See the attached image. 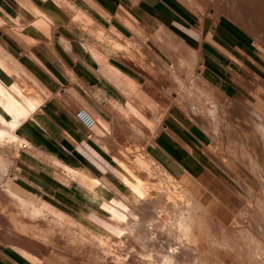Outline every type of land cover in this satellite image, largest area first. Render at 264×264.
<instances>
[{
    "label": "crops",
    "instance_id": "1",
    "mask_svg": "<svg viewBox=\"0 0 264 264\" xmlns=\"http://www.w3.org/2000/svg\"><path fill=\"white\" fill-rule=\"evenodd\" d=\"M199 1L0 0V129L17 136L0 187L21 212L47 203L103 228L104 205L128 203L118 159L136 149L187 189L214 174L213 118L264 88V59ZM4 237L0 264H26Z\"/></svg>",
    "mask_w": 264,
    "mask_h": 264
},
{
    "label": "rangeland",
    "instance_id": "2",
    "mask_svg": "<svg viewBox=\"0 0 264 264\" xmlns=\"http://www.w3.org/2000/svg\"><path fill=\"white\" fill-rule=\"evenodd\" d=\"M199 3L241 26L264 59V0ZM220 104L219 116L213 118L214 174L192 182L188 189L197 203L190 212L196 219V242L161 227L178 209L167 204L158 214L156 207L164 201L158 194L141 193V201L135 203L127 197V204L115 199L113 205H104L110 215L105 212L103 227L114 231L117 220H129L133 231L121 248H108L97 237L86 236L75 213L63 212L61 222L54 217L28 216L0 187V233L4 241L22 251L20 256L26 264H157L166 255L172 257L173 264H264V88L245 85L244 97ZM13 151L4 149L6 160ZM119 176L125 190L128 184L122 170ZM6 182V177L0 179V184ZM45 205L50 214L59 210ZM83 223L108 235L103 228ZM152 230L155 238L150 236ZM138 248L151 251L153 262L141 258Z\"/></svg>",
    "mask_w": 264,
    "mask_h": 264
},
{
    "label": "bare ground",
    "instance_id": "3",
    "mask_svg": "<svg viewBox=\"0 0 264 264\" xmlns=\"http://www.w3.org/2000/svg\"><path fill=\"white\" fill-rule=\"evenodd\" d=\"M15 126L16 122L13 123V127ZM16 140L17 136L14 132L6 129H0V145L5 146L12 141L15 142ZM120 155H123V153H120ZM123 156H125L123 159L119 157L118 166L123 171L125 175V182L128 184L125 191L127 197L129 198V202L135 203L141 201V193L147 196L153 194L161 195L164 201L156 207V212L158 214L166 208L167 204H171L174 208L178 209L173 218L165 220L161 223V227L163 229H167L172 235L185 237L190 240L193 239V241L196 242V235L193 228L196 223V219L190 212L197 207V203L187 187L164 170L158 169L153 160L145 157L144 153L141 152L140 149L133 150L130 154H125ZM0 161H4V159L2 158ZM87 175L88 174H86V176ZM142 175H146L147 178L145 180L142 179ZM87 178H89V175ZM3 186L6 185L4 184ZM12 197H14V200L17 199L15 196ZM19 204L21 206L26 205L25 201L22 199H19ZM29 205L30 206L27 208V211L33 217H54L59 222L62 221L61 216L50 214L47 211L45 212L38 204L30 202ZM186 210L189 211V214L185 213ZM65 219L69 220V217H66ZM127 221L129 222V220ZM128 222L122 221L121 219L117 220L115 226L116 230L114 231L103 227V229L108 232V235L98 233L82 222H78V224L81 228H85L86 236L97 237L100 244L108 248H121V244L132 237V227ZM150 236L151 238H155L153 230L150 232ZM171 249L173 250V248ZM138 250L141 254L140 256H142L141 258H143L147 263L153 262L151 251L145 248H138ZM157 264H173L172 257L166 255L164 256L162 262Z\"/></svg>",
    "mask_w": 264,
    "mask_h": 264
},
{
    "label": "built area",
    "instance_id": "4",
    "mask_svg": "<svg viewBox=\"0 0 264 264\" xmlns=\"http://www.w3.org/2000/svg\"><path fill=\"white\" fill-rule=\"evenodd\" d=\"M76 118L87 128L91 129L96 125L95 118L85 109L80 108L75 112Z\"/></svg>",
    "mask_w": 264,
    "mask_h": 264
}]
</instances>
